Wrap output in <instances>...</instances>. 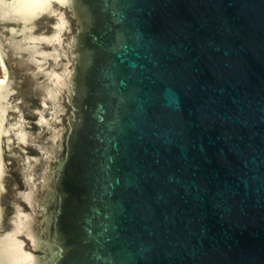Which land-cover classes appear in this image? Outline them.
<instances>
[{
  "label": "water",
  "instance_id": "1",
  "mask_svg": "<svg viewBox=\"0 0 264 264\" xmlns=\"http://www.w3.org/2000/svg\"><path fill=\"white\" fill-rule=\"evenodd\" d=\"M0 264H264V0H0Z\"/></svg>",
  "mask_w": 264,
  "mask_h": 264
}]
</instances>
